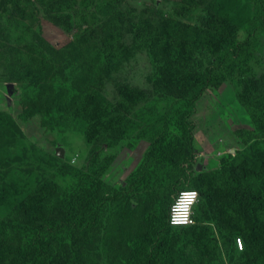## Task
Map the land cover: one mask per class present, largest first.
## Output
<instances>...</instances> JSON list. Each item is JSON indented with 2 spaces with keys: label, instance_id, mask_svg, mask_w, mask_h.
<instances>
[{
  "label": "rangeland",
  "instance_id": "rangeland-1",
  "mask_svg": "<svg viewBox=\"0 0 264 264\" xmlns=\"http://www.w3.org/2000/svg\"><path fill=\"white\" fill-rule=\"evenodd\" d=\"M33 1L36 18L32 25L12 34L8 19L17 12V6L12 0H0V194L7 189L11 193L8 204L0 202V264H12L18 256L17 224L42 229L64 214L58 188L51 187L49 177L40 171V165L49 160V172L54 178V162L65 164L70 176L79 170L90 171L98 179L102 200L99 215L86 207L90 222H84L68 238L51 242L50 252L56 264H231V239L225 235L228 229H238V225L227 214L228 207L222 213L219 203L211 208L204 204L205 195H199L194 205V223L185 233L177 228L181 226L158 230L151 219L154 211L147 210L144 199L132 205L136 196L125 189L128 178L144 176L150 184L145 190H157L148 177L149 160L143 155L157 130L137 121L133 128L127 125L137 119L138 100L151 107L152 112L165 102L168 113L177 120V103L170 101L169 95L178 93L165 83V69L174 68L182 75L192 76L194 67L207 66L218 54V47L214 46L206 55L197 52L189 57L164 53L154 56L148 47L139 44L137 32L145 27L148 34L159 35L161 26L174 19L179 26L200 28L215 34L219 42L236 44L246 40L245 25L253 11L251 1ZM110 20L120 24L112 33V40L124 50L125 57L103 77L98 96L100 131L89 136L72 115L55 111V100L73 89L74 57L62 50L69 49L78 57L79 49L72 42L78 41L80 47L85 42H95L103 23ZM25 42L33 43L52 62V71L42 84L21 81L12 67L15 49ZM261 44L262 49L257 51V38L253 37L222 66L223 80L216 89H207L195 101L188 117L192 122L193 156L183 162L191 176L218 168L221 157L235 153L234 131L252 128L247 106L254 105L255 92L264 94V39ZM247 66L253 72L247 71ZM8 83L12 85L11 93ZM99 146L104 150H92ZM58 147L63 148V156H59L62 161L54 159ZM229 164L235 167V174L244 170L243 163L236 169V156ZM246 168H251L250 162ZM145 179L139 184H145ZM39 188L42 190L37 191ZM17 191L24 196L31 193L32 202L18 204ZM221 198L227 197L216 195L209 201L221 202ZM245 207L231 209L233 216L243 215L248 223ZM28 212H32V218H28ZM239 237L244 246L243 237L234 235L237 246Z\"/></svg>",
  "mask_w": 264,
  "mask_h": 264
},
{
  "label": "trees",
  "instance_id": "trees-1",
  "mask_svg": "<svg viewBox=\"0 0 264 264\" xmlns=\"http://www.w3.org/2000/svg\"><path fill=\"white\" fill-rule=\"evenodd\" d=\"M12 1L17 6V12L8 19V23L9 31L16 34L32 25V20L36 18V3L33 0ZM250 1L253 11L245 25L248 34L245 41L236 44H231V41L225 44L219 42L215 34H208L200 28L179 26L174 19H168L161 26L159 35L148 34L145 27H142V32H137L136 39L139 44L148 47L154 56L164 53L189 57L197 52L206 55L214 46L218 47V54L209 60L207 66L194 67L192 76L182 75L174 68L165 69L168 73L165 83L171 91H177L179 94L169 95V100L177 103V120L168 113L165 102L156 106L152 112L151 107L138 100L137 119L127 125L133 128L134 122L137 121L143 125L148 124L149 129L154 127L157 130V134L149 138L150 144L143 154L149 160L148 177L152 178L151 184L156 185L157 190L154 193H151L152 190H145L150 184L144 176L135 175L128 178L125 189L132 192L133 197L136 196L132 205L138 199H144L147 202V210L154 211V217L151 219L156 228L168 230L173 226L167 222V212L173 196L181 189L197 188L200 196L205 195L204 204L213 208L215 203H219L222 213L225 207H228L227 214L237 220L238 229L231 232L228 229L225 235L231 239V264H264V94L254 93V105L247 106L252 128L248 131H234L235 153L221 157L218 168L191 176L183 162L193 156L192 122L188 117L194 110L195 101L207 89H216L223 80L222 66L236 57L244 45L251 43L253 37L257 38V51L262 49L264 0ZM119 26L120 24L112 20L104 22L103 30L98 31L95 42H85L83 47L79 46L78 41H73L72 45L79 49L78 57L73 56L69 49L62 50L67 56L74 57L71 68L73 89L69 94L63 93L55 100V111L72 115L85 135L99 133L98 96L103 77L116 69L125 57L124 50L116 47L113 42L115 38L112 33L119 29ZM18 45L11 57L12 67L18 78L24 82L30 80L32 83L42 84L53 68L50 58L31 42ZM246 70L253 72L248 66ZM31 113L30 108L28 114ZM92 150L99 153L104 149L99 146ZM235 156L238 159L236 169L240 168L241 163L244 166V170L240 169L239 174H235V167L229 164ZM54 159L62 161L57 155ZM249 162L251 168H246ZM50 164L49 160L40 165V171L49 177L51 187L58 188L64 214L61 219L51 221L42 229H27L29 227L26 223L17 224L16 230L20 235L19 252L12 264H56L55 256L50 252L51 242L57 241L58 238H68L73 231L81 229L84 222H90L91 216L87 214L86 207L90 206L93 214L99 215L102 200L97 188L98 179L93 177L90 171L83 170L70 176L64 169L66 165L59 166L56 162L53 164L56 168L54 178L49 172ZM141 179H145V184H139ZM40 190L42 188L37 191ZM16 195L18 204L32 202L31 193L24 196L21 191H17ZM216 195L228 199L221 198V202L218 199L210 202ZM10 198L8 189L0 194V202L5 201L8 204ZM231 207H245L244 212L248 215L249 222L244 221L243 215L239 216L240 218L233 216ZM27 215L28 218L33 217L32 212ZM177 228L188 233L192 226ZM234 235L243 237L244 246L241 249L238 248ZM206 236L205 234L203 237Z\"/></svg>",
  "mask_w": 264,
  "mask_h": 264
},
{
  "label": "clouds",
  "instance_id": "clouds-1",
  "mask_svg": "<svg viewBox=\"0 0 264 264\" xmlns=\"http://www.w3.org/2000/svg\"><path fill=\"white\" fill-rule=\"evenodd\" d=\"M198 193L195 191H185L180 194V198L173 206L172 220L173 225L189 223L188 216L191 206L196 202Z\"/></svg>",
  "mask_w": 264,
  "mask_h": 264
},
{
  "label": "built area",
  "instance_id": "built-area-1",
  "mask_svg": "<svg viewBox=\"0 0 264 264\" xmlns=\"http://www.w3.org/2000/svg\"><path fill=\"white\" fill-rule=\"evenodd\" d=\"M185 191H195L198 193V191L196 189H193V188H187V189H181L179 190L174 196H173V199H172V202L170 203L169 205V209H168V212H167V222L170 224V225H173L171 223V220H172V216H173V212H172V209H173V206L177 203L178 199L180 198V194L182 192H185ZM199 199V194H198V197L196 199V202L197 200ZM195 202V203H196ZM195 203L191 206V209H190V213H189V216H188V220H189V223H186V224H178V225H173V226H185V225H191L194 223V205ZM237 243H238V246L239 247H242L243 246V242H242V239L239 237L238 240H237Z\"/></svg>",
  "mask_w": 264,
  "mask_h": 264
},
{
  "label": "water",
  "instance_id": "water-1",
  "mask_svg": "<svg viewBox=\"0 0 264 264\" xmlns=\"http://www.w3.org/2000/svg\"><path fill=\"white\" fill-rule=\"evenodd\" d=\"M6 86L8 88V92L11 93L12 85L10 83H8ZM56 153H57L58 156L62 157L63 156V148L62 147H58L57 150H56Z\"/></svg>",
  "mask_w": 264,
  "mask_h": 264
},
{
  "label": "bare ground",
  "instance_id": "bare-ground-1",
  "mask_svg": "<svg viewBox=\"0 0 264 264\" xmlns=\"http://www.w3.org/2000/svg\"><path fill=\"white\" fill-rule=\"evenodd\" d=\"M217 114V113H216ZM218 115H220V113L218 114ZM217 117V116H216ZM214 119V118H213ZM215 120V119H214ZM222 122V121H221ZM202 140V139H201ZM203 141H204V139H203Z\"/></svg>",
  "mask_w": 264,
  "mask_h": 264
}]
</instances>
